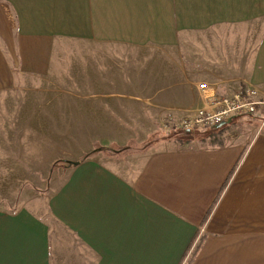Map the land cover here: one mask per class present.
Listing matches in <instances>:
<instances>
[{"label": "crops", "instance_id": "0c3cea01", "mask_svg": "<svg viewBox=\"0 0 264 264\" xmlns=\"http://www.w3.org/2000/svg\"><path fill=\"white\" fill-rule=\"evenodd\" d=\"M142 60H154V126L160 109L174 123L122 151L125 129L109 125L146 108ZM67 73L69 88L55 84ZM199 82L264 96V0H0V155L17 134L42 176L77 161L56 182L53 250L29 210L0 209V264H39L36 253L41 264H264L263 112L218 127L222 144L164 139L200 104ZM66 140L90 148L71 153ZM109 147L112 162L98 163Z\"/></svg>", "mask_w": 264, "mask_h": 264}, {"label": "rangeland", "instance_id": "374dc122", "mask_svg": "<svg viewBox=\"0 0 264 264\" xmlns=\"http://www.w3.org/2000/svg\"><path fill=\"white\" fill-rule=\"evenodd\" d=\"M65 51L69 52V48H63V53H65ZM144 56L145 55H143L142 57ZM142 61L144 65V70L142 71V76L140 77V80L143 81V86L140 87V89L143 88L142 102L146 106V108L142 107V109H139V108L128 109V112L131 113L134 118H136L135 123H133L132 125L131 124H127V125L120 124L119 127L113 124L109 125L110 128L116 127L115 130H117V132L119 129H125L126 137L125 139L121 140L120 143L124 145V148H128L126 151H131V152L144 151V149L151 147L154 143H158L157 141L161 140L160 138L158 137L151 138L149 137V135L154 132V127L160 131L166 130L167 127L163 124V122H166L168 120V115H171L173 113L169 109L168 110L160 109L158 112V117L156 118L157 124L154 126V107H153V110H151V102L153 101L149 99L152 96V94H154V69L151 71H147V65L154 64V60L153 61L152 60L150 61L142 60ZM66 64L68 65V68H69L70 60H67ZM53 77L57 78L54 74H53ZM110 77L111 78L109 80L108 85L111 88L117 87L120 85V82L118 81H120L121 79L119 80L117 78H114L112 74L110 75ZM55 84H58V86L62 85L64 88H69L71 86L70 85V74L67 73L65 77L59 76L58 81L55 82ZM212 86L216 88L215 84ZM246 88H248L249 91L253 90L258 95L263 96L261 92L255 87L247 86ZM196 89H197V86H196ZM19 93H17V95H19ZM233 93L226 94V95L224 94L223 95L219 94V95L225 98H229L233 95ZM22 97L23 96H19L20 100L22 99ZM113 103H118V102L114 101ZM200 106H201V102L198 105L194 104L193 106L189 107L188 110L194 109ZM1 115L2 114L0 110V116ZM111 120L114 121L113 116ZM126 120L129 121L128 123H131L130 119H126ZM171 122L174 123L173 118ZM176 123L177 121L175 122V124ZM1 124H0V130L4 128V126ZM253 126H256V125H253ZM215 129L217 128L210 129L207 132H212V131L218 132L220 130V129H217V130ZM0 139L3 140L6 138L5 136L0 135ZM164 139H167V136ZM9 140H13V141H6V142L4 141L5 142L4 145L8 147H5L3 151L4 153L0 155V209L16 210L18 208H21V209L29 210L32 216H36L39 218L42 231L45 232L48 240L50 236L51 242H52V244L50 245V249L53 250V247H54L53 233L55 232L56 229H60L61 227L58 224V222L54 219L53 210L51 207V202L53 201L52 199L55 195L56 182L61 180L60 174L65 175V170H70L71 165L76 166L77 161H73L71 159L64 160L65 163L62 166H59L62 169H64V172H61L59 174L60 178L55 177L54 173L52 176L50 175V177H47L46 175L42 176L41 173L35 172L33 168L27 164V161L30 160L31 158L23 157L22 155H20L22 151L20 149V143L17 139V134L10 137ZM106 142H107L106 144L110 143V141H106ZM129 142H132V143H129ZM87 145H88V142L86 141L73 142L72 140L70 141L66 140L62 142L63 148L70 151L71 153H77V151L83 152L90 148V145L89 146ZM132 146L134 148H131ZM24 147L27 153H28V150L31 151V149H28L26 147V144L24 145ZM95 150H101V149L96 148ZM95 150H92V151H95ZM92 151L90 152V155L92 154ZM111 151L112 149L109 147V148H106V152L103 151L104 154L98 153V155H96V158H95L96 161L102 165H107L108 163L112 162L111 161L112 159ZM115 153H118V152H115ZM87 157H88L87 155L84 156V159H86ZM24 183L26 185L28 184L29 187L28 185L27 187L26 185L21 187V185ZM19 189L21 191H19ZM18 194H19V197L16 200V197L18 196ZM6 202H8L10 207L8 208L6 207ZM4 206L6 209L4 208ZM35 229H36V232L39 233L38 227H36ZM197 244L198 242L195 244L194 248L196 247ZM50 249L48 248V244H47L46 246L47 256H49ZM34 259L39 264H41V262L44 260V256L42 253H36L34 256ZM50 259L53 260V253L51 250H50ZM46 261H48V257L46 258Z\"/></svg>", "mask_w": 264, "mask_h": 264}, {"label": "built area", "instance_id": "2783aa9c", "mask_svg": "<svg viewBox=\"0 0 264 264\" xmlns=\"http://www.w3.org/2000/svg\"><path fill=\"white\" fill-rule=\"evenodd\" d=\"M196 90L201 106L186 110L176 123V127L185 132L217 128L234 117L249 116L258 111L263 112L264 123V96L253 90L249 91L246 87L238 89L229 98L220 96L216 88L206 82H199ZM171 120L172 117L168 115V120L163 124L168 128Z\"/></svg>", "mask_w": 264, "mask_h": 264}, {"label": "trees", "instance_id": "16d2710c", "mask_svg": "<svg viewBox=\"0 0 264 264\" xmlns=\"http://www.w3.org/2000/svg\"><path fill=\"white\" fill-rule=\"evenodd\" d=\"M212 129H214V128H212ZM215 130H217V129H215ZM222 133H223V129H220L218 132H216V131H212V132L203 131L202 133H200V132L194 133L193 132V134L191 132H185L181 129H174L171 131L170 134L167 135V139H172V140L178 141L181 145H187V144H190V142H192L194 138L195 139L201 138L202 140L209 138L212 140L211 141L212 144L216 145V144H222V141L219 140V136L222 135ZM127 149L128 148H122L121 150L123 151V150H127ZM72 166H74V165H71L70 167H72Z\"/></svg>", "mask_w": 264, "mask_h": 264}]
</instances>
